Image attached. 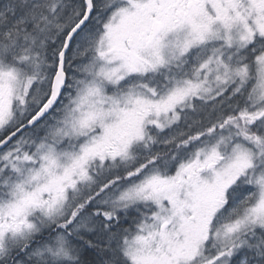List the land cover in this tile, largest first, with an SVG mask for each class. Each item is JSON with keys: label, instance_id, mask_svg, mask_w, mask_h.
Returning <instances> with one entry per match:
<instances>
[{"label": "snow or ice", "instance_id": "obj_1", "mask_svg": "<svg viewBox=\"0 0 264 264\" xmlns=\"http://www.w3.org/2000/svg\"><path fill=\"white\" fill-rule=\"evenodd\" d=\"M0 264H264V0H0Z\"/></svg>", "mask_w": 264, "mask_h": 264}]
</instances>
